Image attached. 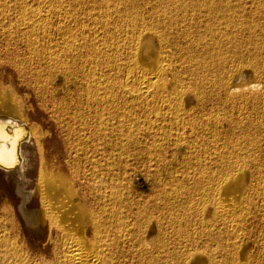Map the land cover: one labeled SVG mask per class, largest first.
<instances>
[{
	"label": "bare ground",
	"instance_id": "bare-ground-1",
	"mask_svg": "<svg viewBox=\"0 0 264 264\" xmlns=\"http://www.w3.org/2000/svg\"><path fill=\"white\" fill-rule=\"evenodd\" d=\"M18 3L0 0V66L30 74L49 96L50 113L69 121L75 140L68 157L89 155L90 162L70 164L68 172L87 181L92 200L47 167L42 129L25 116L16 90L0 83V170L21 197L14 205L7 189L0 193V264H127L126 255L130 264H260L264 0H100L92 28L71 11L53 23L41 9L22 6L14 21L9 8ZM229 49L238 63L230 74ZM214 64L226 75L214 74ZM236 95L243 96L239 116L228 124L231 116L223 120L216 107ZM81 105L89 116L78 131L71 124ZM109 137L119 140L107 152ZM130 144L159 182L162 202L150 204L157 216L139 201L124 214L129 172L122 178L113 167L117 156L132 157ZM26 148L34 161L25 159Z\"/></svg>",
	"mask_w": 264,
	"mask_h": 264
},
{
	"label": "rangeland",
	"instance_id": "rangeland-1",
	"mask_svg": "<svg viewBox=\"0 0 264 264\" xmlns=\"http://www.w3.org/2000/svg\"><path fill=\"white\" fill-rule=\"evenodd\" d=\"M67 1H68V3H67ZM70 0H19V5H16V6H10V8H11V10H10V8H9V11L11 12V15H12V18H13V20L15 21L16 19H18V18H22L23 17V15L21 14L22 12H24V11H22L21 10V6H22V8L23 9H25L26 11H32V10H34V9H41V12L44 14V15H46L47 17H49V19H50V21L51 22H53V23H55L56 21H58V20H60V18L62 17L61 15H63L62 14V12H60V11H63V12H65L66 13V11L69 13L70 11H71V15L72 16H75V18L76 19H78L77 21H80L81 23H84L88 28H92V27H94V25H96L95 24V21H96V19H98L99 18V15H98V9H97V7H98V3H99V1L100 0H73L74 1V4H73V1H70ZM82 1H84L83 3H82ZM91 1V2H90ZM61 2V3H60ZM72 2V3H71ZM78 2V3H77ZM94 3V5H93V3ZM75 3H77V4H75ZM82 3V4H81ZM92 3V4H91ZM20 4H22V5H20ZM58 4V5H57ZM73 4V5H72ZM79 4V5H78ZM75 5V6H74ZM77 5V6H76ZM96 5V6H95ZM44 6H50L51 8H54V9H52V10H48V9H46V7H44ZM18 9H16V8ZM74 7V8H73ZM63 8H67L66 10L65 9H63ZM21 10V11H20ZM14 11V12H13ZM59 13H61V14H59ZM14 14V15H13ZM75 14V15H74ZM14 16V17H13ZM61 16V17H60ZM0 21H1V19H0ZM51 31H52V33H55L54 32V29H51ZM224 43V42H223ZM222 43V44H223ZM46 44V43H45ZM53 44H55V42L53 41ZM21 47V46H20ZM24 47V46H23ZM23 47H21V48H23ZM224 48H229V43H227L226 44V42H225V45H224ZM225 61H228L227 62V65H228V70H229V74L231 73L230 71L233 69V68H235L236 67V65L238 64L235 60H234V58L232 57V52H231V50L229 49V50H227L226 51V55H225ZM37 64V62L35 63H33V65H36ZM213 70L215 71H217V70H219V71H221V72H219V71H215V73L214 74H217L218 76L219 75H222L223 73V75H226L225 74V72H222V71H225L223 68H221L220 67V65L219 64H214L213 65ZM222 70H221V69ZM218 72H219V74H218ZM228 76V75H227ZM77 78H80V76L78 75V77ZM45 79H46V77H45ZM2 82H4L5 84H7V85H10L12 88H14L15 90H16V93H17V96H18V99H19V101H20V103L23 105V109H24V113H25V116L29 119V121L31 122V123H36L39 127H40V129H42V131H43V133H44V135H45V141L43 140V143H42V147H43V152H44V158H45V161H46V163H47V167L48 168H53L54 170H56V172H60V173H62V175H63V177H65L66 179L68 178L69 179V181L71 182V179L72 178H70L71 176L69 175V172L68 171H70L69 169H70V164H72V165H74V166H78V169H82L83 168V166H86L87 164L86 163H88L89 164V162H90V158H89V155L88 156H81L80 155V157H78L80 160H78V158H76L77 160H75V158H69L68 157V155L70 154V153H68L69 152V150H70V146H71V143L72 142H74V138H73V136L70 134L71 133V131L69 130L70 129V127L68 126L69 125V121H68V123H66L67 121L65 120V122H63L62 124L61 123H59V121L58 120H56L55 119V117L50 113V103H51V101L48 99L49 98V96L47 95V93L45 94L44 93V91H43V93H42V91H41V89H40V84L38 83V81H35V79L34 78H32L31 77V75L30 74H28V73H24L21 77L19 76V73L16 71V69L13 67V66H10V65H6V66H0V83H2ZM44 82V81H43ZM243 95V94H242ZM45 97V98H44ZM243 96H241V95H236V96H233V99H235V101L234 102H236V101H238V102H236V104L234 103V102H232V99L231 100H229L227 103H225V104H223V105H221V106H219L220 108H223L222 109V112H221V109L219 108V107H216V109L218 110L217 112H219V114L218 115H220L221 116V118L224 116V114H225V116H227V113H228V115H230L231 117H226L225 118V116L223 117V120H224V118H225V122L226 123H228V124H231V123H229L230 121H228L227 119H233V121L236 119V117L237 116H239V112L237 111V109H240V100H241V98H242ZM47 100V101H46ZM232 103H231V102ZM83 104V103H82ZM232 104H234V105H232ZM237 104H238V106H237ZM84 106H86L85 105V103L83 104ZM236 105V106H235ZM82 107V105H81V109H79L80 111H83V114H82V112H80V111H77V113H78V115H77V119H75V122L74 123H72L71 125H73V127H75L76 129L78 128V131L79 130H81L83 127H85V125H86V120L88 119L87 118V116H89V110H87L88 108H86V107ZM225 106V107H224ZM227 107V108H226ZM233 107V108H232ZM237 107H239V108H237ZM209 109V110H208ZM220 109V110H219ZM233 111H232V110ZM237 112H236V111ZM69 111H72V109L70 110L69 109ZM210 111V108L208 107V108H206L205 109V111H203V114H204V112H209ZM85 112V113H84ZM223 112H226V113H223ZM80 113V114H79ZM221 113V114H220ZM236 113V114H235ZM238 113V114H237ZM85 114V115H84ZM84 115V116H83ZM223 115V116H222ZM233 115V116H232ZM79 116L81 117V119L83 120H80V118H79ZM235 116V118H233ZM85 118V119H84ZM229 119V120H230ZM85 120V121H84ZM227 120V121H226ZM85 124H84V123ZM81 123V124H80ZM75 124V125H74ZM227 124V125H228ZM61 125V126H60ZM76 125H78L77 127H76ZM81 125V126H80ZM66 128V129H65ZM63 129V130H62ZM65 130L67 131V132H65ZM87 130V129H86ZM70 132V133H69ZM66 133H67V135L69 136H67L66 135ZM69 133V134H68ZM69 138V139H68ZM71 138V139H70ZM115 138V137H114ZM113 137H111V139L112 140H110V137L109 138H107V140H106V142L108 143L109 141H111V142H109L108 143V145H105V150L107 151V150H109L110 148V146H113L114 145V143L116 142H118V138H116V139H114ZM118 139V140H117ZM73 140V141H72ZM71 141V142H70ZM68 143H70V144H68ZM91 143H93V142H91ZM89 144V146L91 145V147H93L94 145L95 146H98V145H96L95 143L94 144ZM111 143V144H110ZM113 143V144H112ZM132 144H130V145H127V147L129 146L130 148H132L133 147V152H135L136 153V155L132 152V150L128 147V148H126L128 151H127V153H130L131 154V156L132 157H130V158H128L129 159V161L128 160H125V154H122V156L121 155H119V156H121L120 158H119V160L117 159V157H119V156H117L115 159V164H114V167H113V171H114V173H116V175H119L120 177H124L125 175H126V173H128V175H126V178L124 179V182H126L125 184H126V186H125V192H128V195H129V193H132L131 195H130V198L129 197H127L128 199H127V201L125 200V204L126 203H128V201H129V204H130V206H129V204H124L125 206H123L122 204V206H123V210L125 211V209H126V211H128L129 213L128 214H131V213H133L132 212V210H135L136 208H138V205H139V207L140 208H145L146 210H148L149 212H150V210H152L153 212H151V213H154V212H156V213H154L153 215H155V216H157V215H159V211H157V209H155L154 210V208L153 207H151L150 206V204L152 203L153 204V206L154 205H157V204H160L161 202H162V200H161V198H158V194L157 193H159L157 190L159 189V182H157L156 180H154L153 179V177L151 176V175H149L148 173H146V171H143V170H145L143 167H142V165H144V163L146 162V160L144 159V158H146V156H145V154L143 153V155H139V154H142V151L141 150H139L138 149V147H134V145L133 146H131ZM108 146V147H107ZM69 148V150L67 151V149ZM135 148V149H134ZM91 149H94V148H91ZM90 149V150H91ZM111 150V149H110ZM135 150V151H134ZM131 151V152H130ZM140 151V152H139ZM108 152V151H107ZM110 152V151H109ZM139 154H138V153ZM25 159H27V158H29L30 160H32V161H34L35 159H36V152L35 153H33L30 149H25ZM68 153V154H67ZM115 153V152H114ZM38 154V156L40 155L39 153H37ZM134 155V156H133ZM137 155H138V157H137ZM70 157H71V155H69ZM143 156H144V158H143ZM68 157V158H67ZM82 157V158H81ZM86 157V158H85ZM137 159H136V158ZM67 158V159H66ZM83 158H85V159H83ZM95 158L97 159L98 157L97 156H95ZM94 158V159H95ZM135 158V159H134ZM139 158V159H138ZM124 159V160H123ZM141 159V161H138V160H140ZM67 160V161H66ZM72 161V162H70L69 163V161ZM122 160V161H121ZM132 160H134L133 162H131ZM136 160H137V162H136ZM75 161L77 162V163H75ZM82 161H84V162H86L85 164H84V162H82ZM89 161V162H88ZM118 161V162H117ZM120 161V162H119ZM128 161V162H127ZM145 161V162H144ZM74 162V163H73ZM117 162V163H116ZM122 162V163H121ZM123 162L125 163L124 165H123ZM134 162H136V163H134ZM141 164H140V163ZM144 162V163H143ZM80 163V164H79ZM83 163V164H82ZM117 164V165H116ZM118 164H122L124 167H125V165H126V167L124 168L122 165V167H120V165H118ZM128 164H130V165H128ZM134 164V167L135 168H133V166L132 165ZM138 166V164H139V167H140V165H141V167L140 168H142V170L141 169H139V167H137L136 165ZM67 165L69 166L68 168H67ZM116 165V166H115ZM221 165V163H218L217 165H215V167L217 168V167H219V166ZM80 166H82V167H80ZM121 168H119V167ZM129 168H128V167ZM115 167H116V169H115ZM131 167H132V170H131ZM86 168V167H85ZM84 168V169H85ZM118 168V169H117ZM140 170H138V169ZM34 169V167L32 168V166H31V168H30V170H31V173L30 174H33L34 175V173H35V171L33 170ZM124 169V170H123ZM136 169V170H135ZM122 172H121V171ZM126 170V171H125ZM130 170V171H129ZM133 171V172H132ZM139 171V172H138ZM143 171V172H142ZM120 172V173H119ZM124 172H126L125 173V175H124ZM131 172V173H130ZM134 172H137L136 174L134 173ZM140 172H142V174L140 173ZM166 172V171H165ZM119 173V174H118ZM134 175H133V174ZM140 173V174H139ZM146 174V175H144V174ZM134 178H133V177ZM137 177V179H136V177ZM139 176H141V177H139ZM142 176H144V177H142ZM146 176H148V179H147V177ZM122 177V178H123ZM128 177H129V179H128ZM130 177H132V178H130ZM150 177V178H149ZM64 178V179H65ZM67 179V180H68ZM79 179V178H78ZM77 178H75V180L73 181V179H72V181L74 182H72L73 183V185H74V187L79 191L78 193H80L79 195L80 196H82V197H84V198H88L87 200L91 203V197H90V195H88L89 194V185H88V183H87V181H85V180H83V179H79L78 180ZM138 179H141V180H138ZM142 179H146L145 181L144 180H142ZM149 179H151V181L152 182H154V183H152ZM130 180H131V183H130ZM150 182H149V181ZM129 182V184H128V182ZM137 181V182H136ZM143 181V182H142ZM81 182V183H80ZM133 182V183H132ZM139 182V183H138ZM142 184H141V183ZM156 182L158 183V184H156ZM79 183V184H78ZM84 183V184H83ZM146 183V184H145ZM152 184V186L151 185H148V189L146 188V186H147V184ZM133 184H138V185H133V188H134V186L136 187V189L134 188H132V185ZM141 186H140V185ZM156 184V185H155ZM81 185V186H80ZM86 185H88V186H86ZM143 185V186H142ZM145 185V186H144ZM153 185H155V186H153ZM139 188H138V187ZM84 187H88V190L87 189H84ZM127 187H129V188H127ZM142 187V188H141ZM156 187H158V188H156ZM150 188H152V189H150ZM155 188V189H154ZM5 189H7V191H9V193H11V195L12 196H10V197H12V199L14 200V202H13V204L14 205H16V203H18L19 202V200H20V195H19V193L16 191V190H14V189H12L11 187H10V184H9V182H8V179H7V176L4 174V172L3 171H1L0 170V193L2 192H4V190ZM129 189V190H128ZM131 189L133 190V192H131ZM141 189V190H140ZM155 190V192H154V190ZM157 189V190H156ZM123 190V191H124ZM149 190H152V191H149ZM82 191V192H81ZM136 191H137V193H138V195L139 196H137V193H136ZM145 191H147V192H145ZM84 192H85V194H84ZM141 192H143V193H141ZM144 193H146V194H144ZM149 193V196L147 195ZM152 193H154V198H152V197H150V195L152 196L153 194ZM155 193H156V195H155ZM18 194V195H17ZM84 194V195H83ZM136 194V195H135ZM141 194V195H140ZM143 195V196H142ZM148 197H147V196ZM1 196H3V194L1 195ZM90 197V199L91 200H89V197ZM136 196V197H135ZM143 197V199H145V200H142V199H140L141 197ZM132 198V200H129V199H131ZM139 198V199H138ZM157 198V199H156ZM9 199H11V198H8V197H6L5 198V201H9ZM137 201H136V200ZM155 199V201H152V200H154ZM135 200V201H134ZM159 200V201H158ZM11 201V200H10ZM131 201V202H130ZM139 201V202H138ZM142 201V202H141ZM143 201H145L144 203H143ZM151 201V202H150ZM134 202H138V205H137V203H134ZM155 202H157V203H155ZM160 202V203H159ZM140 203V204H139ZM141 203L142 204H144V205H141ZM7 204V203H6ZM132 204V205H131ZM133 204H134V206H133ZM147 204V205H146ZM151 204V205H152ZM135 205H136V207H135ZM127 206H129V207H127ZM142 206H144V207H142ZM146 206H148V207H146ZM149 206H150V208H149ZM133 207V208H132ZM131 209V211H130V209ZM153 208V209H152ZM1 210V209H0ZM137 210V209H136ZM124 212V214H126L127 212ZM159 212V213H158ZM260 212V211H259ZM1 213V212H0ZM158 213V214H157ZM260 215H261V213H260ZM261 216H259V214H258V212L256 213V218H255V220H257L255 223L257 224V226L259 227V229H260V231L262 230L261 229V227H262V224L260 223V221H259V218H260ZM260 225V226H259ZM256 228V227H255ZM264 229V228H263ZM257 231H258V229H257ZM254 233H256V230H255V232ZM262 235H264V230H262V232H260ZM257 234H259V233H256L255 234V236L257 235ZM255 236H253V238L255 237ZM257 250H258V248H257ZM260 252H261V250L259 251V258H260V260H262V261H260V264H263L264 262V260H263V256L260 254ZM127 256V255H126ZM125 256V258L127 259V257L129 256H127L126 257ZM124 257H123V259L125 260V262L127 263V264H130V263H128V262H131V260H130V256H129V258L127 259V261H126V259H125ZM262 258V259H261Z\"/></svg>",
	"mask_w": 264,
	"mask_h": 264
}]
</instances>
